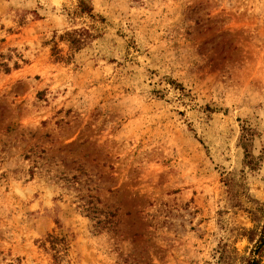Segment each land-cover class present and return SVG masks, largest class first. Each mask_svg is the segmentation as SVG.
<instances>
[{"label":"rangeland","instance_id":"rangeland-1","mask_svg":"<svg viewBox=\"0 0 264 264\" xmlns=\"http://www.w3.org/2000/svg\"><path fill=\"white\" fill-rule=\"evenodd\" d=\"M85 1L0 0V264H245L264 0Z\"/></svg>","mask_w":264,"mask_h":264},{"label":"trees","instance_id":"trees-1","mask_svg":"<svg viewBox=\"0 0 264 264\" xmlns=\"http://www.w3.org/2000/svg\"><path fill=\"white\" fill-rule=\"evenodd\" d=\"M80 8L82 12H88V13L92 12L93 10L92 6H90V4L87 3L85 0H81ZM83 32L84 31H73L66 33V37L69 38L68 40L70 41L73 47L80 46L82 42L81 35L83 34ZM251 135H252L251 131L245 130V134H243L242 136V145L246 150L244 164L246 166H249L251 169H255L257 162L255 157L250 153L249 150V146L251 145ZM111 215L113 214L111 213ZM263 253H264V226L260 231V236L256 241L255 249L252 251L251 256L244 258L245 264H262L261 257L263 256Z\"/></svg>","mask_w":264,"mask_h":264}]
</instances>
